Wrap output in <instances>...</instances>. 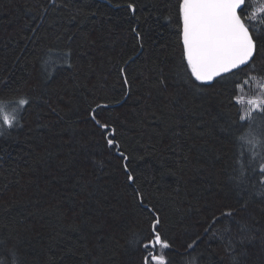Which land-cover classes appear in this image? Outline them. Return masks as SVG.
<instances>
[{"label": "trees", "instance_id": "16d2710c", "mask_svg": "<svg viewBox=\"0 0 264 264\" xmlns=\"http://www.w3.org/2000/svg\"><path fill=\"white\" fill-rule=\"evenodd\" d=\"M174 4L0 0V99L31 100L22 126L0 135V252L15 250L16 264H140L141 193L172 243L170 264H264L259 157L249 182L252 154L241 175L229 89L185 82L164 19ZM97 103L108 105L98 111L126 160L94 127Z\"/></svg>", "mask_w": 264, "mask_h": 264}, {"label": "snow or ice", "instance_id": "6c2138e0", "mask_svg": "<svg viewBox=\"0 0 264 264\" xmlns=\"http://www.w3.org/2000/svg\"><path fill=\"white\" fill-rule=\"evenodd\" d=\"M127 7L135 13V5L129 3ZM170 8L164 19L175 28L185 82L197 92L203 91V86L215 87L217 84L229 89V103L238 112L235 129L230 135L236 149V162L240 164L239 171L244 175L247 167L253 173L248 177L251 182L257 175L253 161L259 157V183L264 186V69L257 68L258 61L264 63V0H175ZM132 31L143 48L141 33L135 28ZM120 72L124 74L125 70L121 68ZM128 83L124 79V84ZM30 106L31 100L27 96L16 100L0 99V135L5 129L21 127L22 112ZM107 107V104L97 103L90 110L91 121L107 148L126 160L128 157L115 139V129L98 111ZM249 152L252 158L245 167L242 161ZM124 171L127 181L135 182L127 166ZM139 195L140 204L149 213V227L136 241L140 264H170L166 250L172 248V243L162 234L161 219L155 208L148 207L143 194ZM222 215L232 216V211ZM212 223L215 225V219ZM198 246L196 240L189 243V255ZM3 247L5 251L0 252V256L5 258L0 259V264H16L15 259L7 258L15 257V250L7 249L6 245ZM233 260L234 264H240L235 256Z\"/></svg>", "mask_w": 264, "mask_h": 264}]
</instances>
